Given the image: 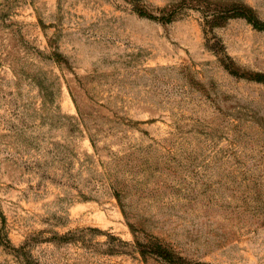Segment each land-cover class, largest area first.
<instances>
[{"label":"rangeland","instance_id":"1","mask_svg":"<svg viewBox=\"0 0 264 264\" xmlns=\"http://www.w3.org/2000/svg\"><path fill=\"white\" fill-rule=\"evenodd\" d=\"M232 4L264 22L0 0V264H264V30Z\"/></svg>","mask_w":264,"mask_h":264},{"label":"trees","instance_id":"2","mask_svg":"<svg viewBox=\"0 0 264 264\" xmlns=\"http://www.w3.org/2000/svg\"><path fill=\"white\" fill-rule=\"evenodd\" d=\"M227 9V13H223L222 19L242 18L246 20L247 23L252 25L255 29L264 30V22H261L257 18L251 8L242 4H232ZM140 14L142 16H146L145 13ZM145 247V250L140 251L141 256H143L144 258L146 256H156L166 264H206L203 262H188L187 260L174 253L170 248L163 245L157 240L148 241Z\"/></svg>","mask_w":264,"mask_h":264}]
</instances>
